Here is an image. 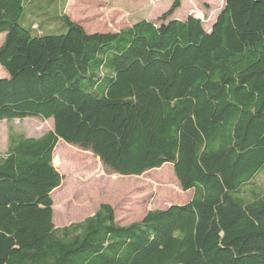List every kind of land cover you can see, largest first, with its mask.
I'll return each instance as SVG.
<instances>
[{
  "label": "trees",
  "instance_id": "16d2710c",
  "mask_svg": "<svg viewBox=\"0 0 264 264\" xmlns=\"http://www.w3.org/2000/svg\"><path fill=\"white\" fill-rule=\"evenodd\" d=\"M41 1L0 0V121L53 124L9 134L0 155V264H264V0H224L208 30L168 20L172 0L156 22L114 33ZM63 142L122 176L169 164L192 196L126 225L101 204L56 227Z\"/></svg>",
  "mask_w": 264,
  "mask_h": 264
},
{
  "label": "rangeland",
  "instance_id": "374dc122",
  "mask_svg": "<svg viewBox=\"0 0 264 264\" xmlns=\"http://www.w3.org/2000/svg\"><path fill=\"white\" fill-rule=\"evenodd\" d=\"M49 2L50 0H42L40 5L48 6ZM52 2L54 12L65 14L87 33L118 32L141 19L156 22L172 5V0H65L62 7L60 0ZM223 6L224 0H181V7L168 20H184L193 16L200 18L204 28L208 30ZM32 9L31 2L24 9L20 25L27 26L32 22V19L26 17ZM55 22L53 19L47 20L46 28L55 29ZM3 40L4 34H0V45ZM1 70L6 74L0 67V75ZM52 126L51 120L40 118L11 122L1 120L0 155L7 150L9 134L39 137L51 130ZM61 147L63 153L69 155L59 165L54 159L52 161L62 176L60 185L51 193L53 205L57 206L55 213L53 211V223L56 227L81 221L92 215L101 204L110 205L117 223L126 225L141 220L149 210L184 204L192 196V190L182 191L169 164L140 176H122L104 164L90 149L65 142ZM163 175L171 176L172 187L163 185ZM254 184L260 191H264V172L255 178Z\"/></svg>",
  "mask_w": 264,
  "mask_h": 264
}]
</instances>
